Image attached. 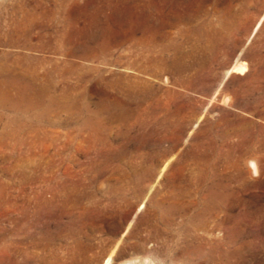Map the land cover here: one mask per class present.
<instances>
[{"label":"rangeland","instance_id":"374dc122","mask_svg":"<svg viewBox=\"0 0 264 264\" xmlns=\"http://www.w3.org/2000/svg\"><path fill=\"white\" fill-rule=\"evenodd\" d=\"M158 1L0 0V264H264V0Z\"/></svg>","mask_w":264,"mask_h":264},{"label":"bare ground","instance_id":"6f19581e","mask_svg":"<svg viewBox=\"0 0 264 264\" xmlns=\"http://www.w3.org/2000/svg\"><path fill=\"white\" fill-rule=\"evenodd\" d=\"M158 1V0H157ZM159 2V1H158ZM160 2L162 3V4H164L165 3V0H160ZM106 6V5H105ZM163 6V5H162ZM158 9H160L159 11L161 12V10H163V8H161V7H158ZM137 14V13H136ZM145 14V13H144ZM143 15V14H142ZM138 16H139V14H138ZM132 17V16H131ZM144 17V16H143ZM150 19H151V17L150 16H148ZM162 18V17H161ZM140 19V18H139ZM148 19V18H147ZM91 20V19H90ZM149 20V19H148ZM147 20V21H148ZM162 20V19H161ZM165 20H167L166 18H165ZM164 20V21H165ZM138 21V20H137ZM168 21V20H167ZM139 22V21H138ZM166 22V21H165ZM144 23V22H143ZM151 23V22H150ZM134 24H135V21H134ZM148 24V23H147ZM137 25V24H136ZM151 26V25H150ZM140 27V26H139ZM147 27V26H146ZM153 30V29H152ZM133 32V31H132ZM135 34H137V33H135ZM245 64H235L234 66H233V68H232V70L234 71V70H240V71H244V69H246L245 68ZM230 73V72H229ZM133 86V85H132ZM128 87H129V85H128ZM131 87V86H130ZM136 87V86H135ZM131 92V91H130ZM129 92V93H130ZM137 93H138V90H137ZM50 100L51 101H53V102H55L56 101V99L54 98V97H51L50 98ZM256 163H258V160H257V162ZM256 163L255 162H253L252 164L254 165V167H255V170L256 171H258V167H257V165H256ZM151 171H152V169H150ZM150 170H146V173H150ZM176 191V190H175ZM185 196V195H184ZM181 197V196H180ZM178 203H179V201H178ZM183 208V207H182ZM189 208V207H188ZM168 210V209H167ZM200 229H202V228H200ZM263 245H264V243H263ZM199 247V246H198ZM189 249V248H188ZM195 249V248H194ZM193 250V249H192ZM197 250V249H196ZM198 252H199V254H201L202 252L200 251V250H198ZM197 252V253H198ZM148 255L147 256H145V258H143V261L142 262H140L138 259H140V258H134V259H131V260H127V261H125V262H123L122 264H152V261H150L149 262V260H151V259H149L148 260ZM106 264H109V259H108V261L106 262Z\"/></svg>","mask_w":264,"mask_h":264}]
</instances>
